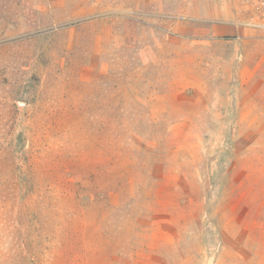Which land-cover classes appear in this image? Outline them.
I'll return each instance as SVG.
<instances>
[{
	"label": "rangeland",
	"instance_id": "rangeland-1",
	"mask_svg": "<svg viewBox=\"0 0 264 264\" xmlns=\"http://www.w3.org/2000/svg\"><path fill=\"white\" fill-rule=\"evenodd\" d=\"M258 0H0V264H264Z\"/></svg>",
	"mask_w": 264,
	"mask_h": 264
},
{
	"label": "built area",
	"instance_id": "built-area-1",
	"mask_svg": "<svg viewBox=\"0 0 264 264\" xmlns=\"http://www.w3.org/2000/svg\"><path fill=\"white\" fill-rule=\"evenodd\" d=\"M258 1H259V6L255 11V16L252 18V21L249 22L248 25L264 32V0H258Z\"/></svg>",
	"mask_w": 264,
	"mask_h": 264
}]
</instances>
